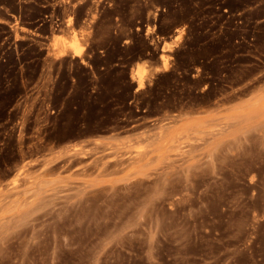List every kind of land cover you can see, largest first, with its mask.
Returning a JSON list of instances; mask_svg holds the SVG:
<instances>
[{"label": "rangeland", "instance_id": "obj_1", "mask_svg": "<svg viewBox=\"0 0 264 264\" xmlns=\"http://www.w3.org/2000/svg\"><path fill=\"white\" fill-rule=\"evenodd\" d=\"M0 264H264V0H0Z\"/></svg>", "mask_w": 264, "mask_h": 264}, {"label": "bare ground", "instance_id": "obj_2", "mask_svg": "<svg viewBox=\"0 0 264 264\" xmlns=\"http://www.w3.org/2000/svg\"><path fill=\"white\" fill-rule=\"evenodd\" d=\"M73 40H75V39H73ZM61 41H64V40H61ZM71 43H72V48L74 49L73 51L75 52V54L80 55L83 52L82 51L83 49L81 48L82 46L80 47L78 41L77 42L76 41H73Z\"/></svg>", "mask_w": 264, "mask_h": 264}]
</instances>
